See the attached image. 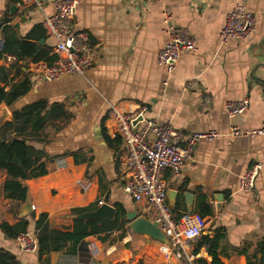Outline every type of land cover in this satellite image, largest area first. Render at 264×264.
I'll return each instance as SVG.
<instances>
[{
    "label": "crops",
    "instance_id": "1",
    "mask_svg": "<svg viewBox=\"0 0 264 264\" xmlns=\"http://www.w3.org/2000/svg\"><path fill=\"white\" fill-rule=\"evenodd\" d=\"M42 1L43 8L38 9L19 0H0V20L8 18L22 36L34 24L42 26L44 14L53 12L51 0ZM236 2L252 12L254 28L246 38L221 41L219 31ZM11 5H15L14 12ZM74 21L88 32L90 66L83 74H64L48 81L40 77L44 62L21 59L14 80L27 76L30 89L11 106L0 104V108H7L10 120L12 110L34 100L63 102L72 118L58 132L47 129L51 141L45 150L51 154L75 151L85 160L75 162L70 154L49 160L46 174L23 180L26 197L19 205L1 192L5 175L0 172V222L14 224L25 218V232L35 237L34 222L44 213L51 229L71 231L73 214L99 201L153 221L143 202L125 193L123 146L105 127L112 106L129 110L142 104L147 107L146 117L180 130L181 143L195 131L218 132L214 140L197 142L178 176H172L169 168L163 170L170 190L165 202L179 215L194 209L198 193L205 194L212 214L205 216L202 234L222 231L216 250L222 263L264 264V257L254 254L256 243L264 237V134H229L231 124L254 130L264 121V0H78ZM171 27L183 28L196 48L183 51L174 70L167 72L156 55ZM45 35L43 42L52 53L54 39ZM12 59L1 63L8 66ZM243 98L248 100L245 110L229 117L226 103ZM35 134L44 138L43 132ZM255 163L260 169L254 186L240 189L241 176ZM184 192L192 194L190 207ZM125 226L121 239L117 230L107 233L105 240L90 235L74 250L64 247L41 256L37 248L20 249L18 236L9 238L0 229V248L14 254L19 264H101L103 260L107 264H204L211 260L206 248L197 245L200 236L166 255L158 250L160 241L133 233L127 219ZM90 240L98 243V255L89 250Z\"/></svg>",
    "mask_w": 264,
    "mask_h": 264
},
{
    "label": "built area",
    "instance_id": "2",
    "mask_svg": "<svg viewBox=\"0 0 264 264\" xmlns=\"http://www.w3.org/2000/svg\"><path fill=\"white\" fill-rule=\"evenodd\" d=\"M157 1V0H148ZM23 5L43 8L42 0H19ZM54 10L44 14L42 26L45 33L54 39L52 53L56 56L51 65L43 64L40 77L44 80H56L64 74H83L92 62V52L88 32L79 28L74 16L78 0H51ZM254 16L242 3L236 2L226 14L224 25L219 31L221 41L227 38H246L254 28ZM168 40L157 52V61L172 72L183 51L196 48L194 39L180 27L168 30ZM10 56L6 60H10ZM188 81L186 85H190ZM248 104L243 98L236 102L226 103L229 117L242 113ZM146 105H136L126 110L112 106L105 121V127L113 137H119L123 146L121 163L125 168L127 181L125 193L137 202H143L146 209L152 213L153 220L165 234L167 242H159L158 250L170 254L173 248H181L185 241L194 239L201 234L207 224L205 217L192 211H184L175 218L168 208L166 198V182L162 173L165 168L171 170L172 176H178L181 167L188 159L200 140L211 141L219 134L216 130L195 131L190 133L184 143L182 133L170 123H158L155 119L146 117ZM264 134V121L258 129L245 130L235 124L229 126V134L242 136L247 134ZM152 134V140L149 135ZM260 164L255 163L241 176L239 187L242 190L254 186L255 176ZM82 188L87 184L78 180ZM101 201H99L100 203ZM20 249L33 251L36 239L26 232L18 235ZM93 255L100 253V247L95 240L88 242Z\"/></svg>",
    "mask_w": 264,
    "mask_h": 264
},
{
    "label": "trees",
    "instance_id": "3",
    "mask_svg": "<svg viewBox=\"0 0 264 264\" xmlns=\"http://www.w3.org/2000/svg\"><path fill=\"white\" fill-rule=\"evenodd\" d=\"M8 18L0 20V104L11 106L18 98L24 95L31 86L27 76L14 80L20 72L19 60L28 58L31 62L42 61L51 65L56 56L51 53V47L40 40L46 39L44 29L40 23L34 24L24 35H18ZM7 56L13 59L6 66L1 63ZM72 118L71 112L63 102H48L37 99L12 110L11 119L0 126V172L5 177L1 183V192L10 202L19 205L26 197V186L23 180L35 178L48 172L47 162L61 156L70 154L74 161H83L85 157L75 151L51 154L45 150V144L51 141L47 129L52 133L63 129ZM37 132H43L44 138H35ZM117 138V137H116ZM115 140L118 141V138ZM120 141V140H119ZM34 142L40 143L35 145ZM96 205L80 208L78 212L93 209ZM192 212L201 216H210L212 209L206 195L198 193L197 203ZM172 213V212H171ZM175 218L179 215L172 213ZM27 220L19 219L14 224L0 222L1 231L9 238H15L25 232ZM126 219L124 209L117 205L113 219H74L71 231H60L48 226L46 214L42 213L34 222L36 248L39 256L51 250H61L68 247L74 250L77 244L87 236L96 235L105 240L114 230L119 231L118 238L126 234ZM223 233L214 229L211 235H199L198 247L204 246L211 260L204 264H223L217 256V247ZM70 248V249H69ZM264 257V237L255 245V253ZM0 264H19L15 255L10 251L0 248Z\"/></svg>",
    "mask_w": 264,
    "mask_h": 264
},
{
    "label": "water",
    "instance_id": "4",
    "mask_svg": "<svg viewBox=\"0 0 264 264\" xmlns=\"http://www.w3.org/2000/svg\"><path fill=\"white\" fill-rule=\"evenodd\" d=\"M15 5H11L10 11L14 12ZM15 26H18V23H15ZM43 42V39L40 40V43ZM9 115L7 108L5 106L0 108V126L3 122L8 121ZM170 190L166 189V196H168ZM186 199L188 206H191V197L192 194L190 192H184L183 194ZM115 207L106 202H100L94 209L84 210L82 212H78L73 214L74 218L78 219H113L115 216ZM190 211V210H189ZM127 220H129V228L133 233L146 235L153 240H157L160 242H167V238L165 234L161 231V229L157 226L156 221H151L144 216H139L135 211L127 212L125 214ZM101 264H107L106 260H103Z\"/></svg>",
    "mask_w": 264,
    "mask_h": 264
}]
</instances>
